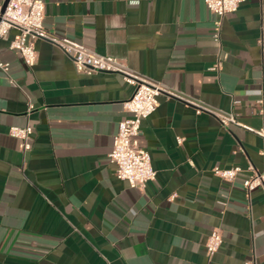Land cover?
<instances>
[{"label":"crops","instance_id":"obj_1","mask_svg":"<svg viewBox=\"0 0 264 264\" xmlns=\"http://www.w3.org/2000/svg\"><path fill=\"white\" fill-rule=\"evenodd\" d=\"M46 28L185 98L264 125V0L224 18L221 44L204 0H44ZM0 39V264H264V187L243 180L264 168L262 138L185 98L161 95L140 143L157 170L144 189L110 160L133 86L115 72H79L49 40L29 67ZM29 102L34 108L29 110ZM33 126L23 153L11 126ZM178 137L183 141L178 142ZM214 166H240L233 182ZM215 227L220 249L209 255Z\"/></svg>","mask_w":264,"mask_h":264},{"label":"built area","instance_id":"obj_2","mask_svg":"<svg viewBox=\"0 0 264 264\" xmlns=\"http://www.w3.org/2000/svg\"><path fill=\"white\" fill-rule=\"evenodd\" d=\"M204 1L215 15L213 38L221 44L225 16L228 13L237 12L245 0ZM44 19V0H0V39L15 29L16 33L10 42V48L17 51L29 67H33L38 59L35 41L43 38L59 46L63 52L71 57L79 72L87 74L94 72L119 73L125 82L133 86L131 96L124 102V110L128 115L118 124L117 132L113 138L110 160L116 166L118 178L126 180L133 188L144 189L149 181L156 178L157 170L153 166L150 151L142 147L140 143L142 123L157 110L161 95L185 97L164 82L133 70L118 57L95 53L80 44L50 32L44 24ZM0 68L5 74H8L10 63L0 58ZM185 99L195 106L197 113L206 111L214 114L225 127L235 124L255 132L262 138L263 145L260 153L264 159V125L259 129H254L239 122L233 112L215 108L201 101ZM260 101L264 103V92ZM33 108V104L29 102V110ZM32 133L33 126L30 124L26 126L14 125L9 129V134L19 140V147L23 153L32 148L30 141ZM177 139L179 143L183 141L182 137ZM242 171L240 166L213 167L215 175L229 182L236 180ZM243 186L249 198L255 188L264 187V168L261 171L254 170L244 178ZM222 243V229L220 227L213 228L206 241L207 253L210 256L214 255ZM247 264H256V262L249 260Z\"/></svg>","mask_w":264,"mask_h":264},{"label":"water","instance_id":"obj_3","mask_svg":"<svg viewBox=\"0 0 264 264\" xmlns=\"http://www.w3.org/2000/svg\"><path fill=\"white\" fill-rule=\"evenodd\" d=\"M7 1L5 2L4 6L6 5Z\"/></svg>","mask_w":264,"mask_h":264}]
</instances>
